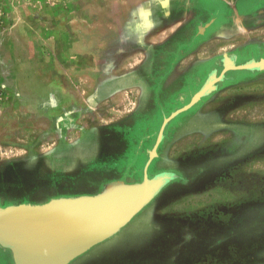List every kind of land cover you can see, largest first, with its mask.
Here are the masks:
<instances>
[{"label":"rangeland","instance_id":"1","mask_svg":"<svg viewBox=\"0 0 264 264\" xmlns=\"http://www.w3.org/2000/svg\"><path fill=\"white\" fill-rule=\"evenodd\" d=\"M158 49L172 58L156 75ZM223 55L264 59V0H0V206L139 182L164 118ZM261 127L264 69L227 71L165 127L148 176L175 178L71 264H264ZM0 264H13L1 247Z\"/></svg>","mask_w":264,"mask_h":264},{"label":"water","instance_id":"2","mask_svg":"<svg viewBox=\"0 0 264 264\" xmlns=\"http://www.w3.org/2000/svg\"><path fill=\"white\" fill-rule=\"evenodd\" d=\"M222 61L219 77L211 73L188 104L164 118L139 182L117 180L93 195L59 197L36 205L0 206V247L11 253L13 264H71L117 235L148 205L175 178L168 172L148 176L151 158L156 156L167 123L213 92L227 71L264 69V59L235 65L231 56L223 55Z\"/></svg>","mask_w":264,"mask_h":264},{"label":"crops","instance_id":"3","mask_svg":"<svg viewBox=\"0 0 264 264\" xmlns=\"http://www.w3.org/2000/svg\"><path fill=\"white\" fill-rule=\"evenodd\" d=\"M216 7V6H215ZM213 8V9H209V11H219V8ZM205 11H208V9H205ZM214 19H211L210 21H207V23H201L200 24V26L198 27L199 29H200V32L201 33H206L213 25H214ZM171 36V34H167L166 36H164L162 39H165V38H169ZM175 37V35L172 37V38H174ZM203 37V36H202ZM178 38H180V41H182V43H180V42H178V41H175V39H173V41H170L169 43H167L168 44V47H167V49L168 50H171V49H174L175 47H176V45L178 46L177 48H179L182 44H184V41H185V35L182 37V35L179 37V35L177 36V39ZM155 40V39H154ZM185 43H186V41H185ZM166 46V45H165ZM164 46V47H165ZM165 50H161V49H158L156 52H154L153 54H152V57L151 58H153L152 60L154 61V64H153V66L152 67H149V68H151L152 70H154V71H152V73L153 74H156V75H159L160 73H162L163 74V72L164 71H166L167 70V64H166V62L165 61H170L171 60V58H172V55H170V54H167V53H165L164 52ZM201 52H202V50H200ZM197 53V52H196ZM199 53V52H198ZM200 54V53H199ZM204 56H203V58L202 59H209V58H211V57H213V56H211V55H206L205 56V54H203ZM200 58V57H199ZM168 63V62H167ZM170 64V63H169ZM184 72H186V71H184V69H183V67H182V65L181 64H178V66H175V68H173V70H172V73H171V78H173V77H179V76H181L182 74H184ZM174 79V78H173ZM169 81V80H168ZM168 83H171V80L168 82ZM169 90V89H168ZM260 131H261V133L260 132H258V134H256L257 136H258V139H257V137H255V139H256V142H255V140L253 139L251 142L252 143H254L255 142V144L256 143H258L259 144V147L261 148V149H264V127H261V129H260ZM232 153H234V152H231V154ZM245 157L243 156L242 158H239L240 159V161L242 160V159H244ZM237 165H238V163H236V164H232L231 166H229V167H237Z\"/></svg>","mask_w":264,"mask_h":264},{"label":"flooded vegetation","instance_id":"4","mask_svg":"<svg viewBox=\"0 0 264 264\" xmlns=\"http://www.w3.org/2000/svg\"><path fill=\"white\" fill-rule=\"evenodd\" d=\"M167 135H168V134H167ZM164 138H165V136L163 135V141H164ZM146 139L148 140V139H150V138H146ZM139 152H140V151H139ZM139 152H136V153H135V152L133 151V155L135 154V160H136V161H135V163H133V164L131 165V167H136L137 162L139 161L140 157L142 156V152H140V153H139ZM131 154H132V153H131ZM121 156H122V155H121ZM121 156H120V159H118L119 162L122 161V158H123V157H121ZM128 156H129V155H128ZM155 164H156V163H155V161H154L153 163H151V165H149V167H154ZM19 174H20V173H19Z\"/></svg>","mask_w":264,"mask_h":264},{"label":"bare ground","instance_id":"5","mask_svg":"<svg viewBox=\"0 0 264 264\" xmlns=\"http://www.w3.org/2000/svg\"><path fill=\"white\" fill-rule=\"evenodd\" d=\"M232 58V57H231Z\"/></svg>","mask_w":264,"mask_h":264}]
</instances>
